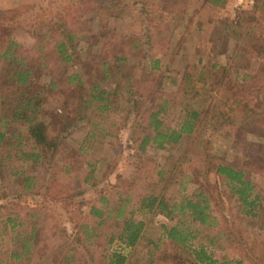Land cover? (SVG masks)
Instances as JSON below:
<instances>
[{"label": "trees", "instance_id": "1", "mask_svg": "<svg viewBox=\"0 0 264 264\" xmlns=\"http://www.w3.org/2000/svg\"><path fill=\"white\" fill-rule=\"evenodd\" d=\"M207 1L224 5V0ZM129 5L138 7L149 38L152 29L166 27V10L153 0H53L39 14L49 21L47 33L33 32L31 47L0 33V211H8L0 218V264L31 263L40 227L61 222L51 204L75 224L64 264H264V239L258 242L239 229L225 211L223 194L236 198L241 218L250 223L264 219V173L249 164L247 154L239 166L218 160L206 137L207 129L219 127L216 122L231 103L252 93L264 99V0L238 14L235 22L224 23L220 36L241 41L234 54L257 62L256 73L210 63L196 75L185 74L178 91L161 88L159 58L150 52L140 54L150 65L136 75L121 65L148 40L130 39L122 44L121 55L95 61L91 49L105 37L110 18ZM83 40L89 44L80 56L86 66L69 71ZM43 76L47 82H41ZM171 108L178 112L176 125L165 122ZM82 127L88 129L79 147L83 150L96 142L114 147L125 131L135 173L130 178L117 174L116 183L98 190L80 220L83 184L98 183L93 164L84 168L82 154L65 144L67 135ZM156 151L163 162L153 158ZM195 157L201 158V173L192 166L183 176L182 165L190 166ZM29 161L41 165L43 178L42 197L27 209L21 198L37 184L26 172ZM210 169L213 182L207 183ZM190 182L194 185L188 189ZM139 187L143 191L137 192ZM16 209L27 210L22 215ZM137 214L142 218L136 219ZM156 214L175 221L161 226V246L148 240L152 248L134 262L117 251H99L102 236L107 243L134 246L142 238L145 216Z\"/></svg>", "mask_w": 264, "mask_h": 264}, {"label": "rangeland", "instance_id": "2", "mask_svg": "<svg viewBox=\"0 0 264 264\" xmlns=\"http://www.w3.org/2000/svg\"><path fill=\"white\" fill-rule=\"evenodd\" d=\"M53 0H0V33L10 36L13 40L25 47H31L34 42L35 34L47 33L49 21L47 17L43 19L39 14L47 12ZM147 1V0H146ZM159 6L165 8L164 25L161 30H151L152 38L146 33V27L136 5H129L118 17L110 18L108 31L105 37L91 49L95 61L99 62L106 54L114 56L121 55V46L124 42H129L136 38L148 40L149 44H138L134 49L137 55L129 54L127 62L124 64L129 72L135 75L142 69H148L149 58H141L140 54L150 52L152 58H159V75L161 88L164 91H178L185 74L196 75L199 69L206 67L210 63L230 67L232 70L239 68L249 74H255L257 62L247 60V56L235 55V51L241 41L229 35L221 38L224 23L235 22L238 14L252 10L257 0H224L223 7L211 4L207 0H153ZM59 2V0H55ZM87 13V11L85 12ZM41 17L42 20H39ZM84 17L90 18L89 14ZM91 21V20H90ZM95 25L94 23H92ZM45 33V34H46ZM131 39V40H130ZM89 46L86 40L79 42L76 65L70 66L69 71L83 70L86 66L85 60L80 57ZM151 46V47H149ZM119 63V64H120ZM1 66V63H0ZM126 69V70H127ZM197 71V72H196ZM48 78L43 76L41 82H47ZM261 98V100H260ZM264 99L258 94H248L225 108L224 123L223 118L216 122V130L207 129L206 137L209 140V148L218 160L229 163L233 166L241 164L244 155H250L253 164L264 173V115L261 112L260 102ZM172 109V110H171ZM166 111L165 122L176 125L179 118L177 110L171 108ZM86 127L71 131L65 144L82 154L84 158L83 167L88 168L89 164L94 167V174L98 181L97 185L91 187L83 184L85 192L80 202V220L88 212L90 201L95 197L98 190L107 189L116 183V175L120 174L123 178H130L135 173V157L130 155L133 148L126 145L125 131L119 133L114 147L108 143H93L88 150L80 149V144L86 135ZM128 132V130H126ZM202 140L204 138L202 137ZM81 151H80V150ZM82 152V153H81ZM153 158L163 162V154L154 152ZM190 166L182 165V174L195 168V172L201 173L203 164L200 157H195L190 161ZM187 165V163H186ZM26 172L36 179V187L27 196L22 197V205L27 209L31 208L32 202L42 197V170L40 164L27 163ZM212 169L205 176L207 183L213 182ZM182 176V177H183ZM184 178V177H183ZM142 180L139 182L141 183ZM138 183V184H139ZM194 182L187 184L191 189ZM143 191L140 187L137 192ZM224 194V207L227 214L234 220L239 229H243L247 235L260 242L264 239V219H259L256 223L248 222L244 217L238 216V202L229 192ZM135 201L134 198H132ZM130 205H128L127 209ZM60 214L55 223L43 224L37 233L36 243L31 253L32 261L30 264H64L63 252L67 246L73 243V232L75 224L68 221L62 208L51 204ZM24 211L16 209L20 214ZM0 218L8 214V211L1 210ZM39 217H42V212ZM148 220L144 227L142 238L132 247L126 246L118 240L107 243L102 236L100 247L104 254L119 252L127 256V260L134 262L145 255L147 249L152 248L148 240H152L161 246L164 239L161 226L171 225L175 221H168L163 215L145 216ZM136 219L142 218L140 215ZM42 219V218H41ZM40 219V220H41ZM108 226H105L107 229ZM1 228V224H0ZM62 228H65L63 230ZM104 229V231L106 230ZM9 239L6 237L3 246L7 248Z\"/></svg>", "mask_w": 264, "mask_h": 264}]
</instances>
